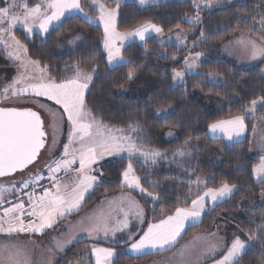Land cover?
<instances>
[{
  "label": "trees",
  "instance_id": "1",
  "mask_svg": "<svg viewBox=\"0 0 264 264\" xmlns=\"http://www.w3.org/2000/svg\"><path fill=\"white\" fill-rule=\"evenodd\" d=\"M108 8H117L114 0H99ZM125 0H118V2ZM130 1V0H126ZM91 0H80L83 11L88 14V20L79 15L64 17L47 34H32L30 37L21 31L15 32V38L28 49L26 55L29 61H41L40 67L50 65L48 75L59 80L72 76L74 65L78 62L84 69L95 68L94 87L87 93L88 107L93 102L102 106L96 110V117L103 125L114 129H127L129 124L142 125L136 133H132L137 144L147 151L167 153V158L159 160L155 165L134 159V172L138 177H147L143 186L153 195H160L159 201H150L137 194L146 211L147 223H158L160 218L174 211V205L187 207L183 201L195 198L204 186L189 187L188 177L184 168L172 163V153L180 148L191 137L190 143L199 145L200 150L190 149L191 158H185L189 168H195L191 177L196 180L203 175H211L214 183L207 187H219L221 183L236 184L239 190L226 202L220 203L210 214L205 212L202 222L186 229L183 239L196 233L211 234L217 223L228 213L237 210L239 204L247 200H256L264 191V183L257 182L252 177V168L258 161L249 156L250 136L253 124L264 117V104H258L254 113H248L250 101L264 96V61L252 69H241L220 58L204 59L198 66V73L186 75L181 85L174 86L173 70L183 69L181 60L184 57V47L175 44H161L148 38L141 43H130L122 49L125 60L134 63L127 66H117L110 70L106 66V56L102 47V29L93 21L97 12L90 5ZM117 2V0H116ZM264 0H244V2L213 11L203 10L200 30L208 39H201L198 47L202 50L214 48L224 43L236 34H244L264 46V34L260 25L261 7ZM116 18V30L120 33L130 32L144 24L155 23L161 26L163 34L176 30H190L193 25L186 22L193 17L196 9L190 0L170 1L161 5L140 7L134 2L119 3ZM255 16V19L253 17ZM246 21V22H244ZM179 22V28L176 24ZM79 37V39H77ZM59 41V43H57ZM69 41H77L75 48L70 49ZM161 55H157V54ZM205 53V52H204ZM207 56H211V53ZM57 69L59 71H57ZM134 72V78H141L142 85L136 96H125L123 90L132 80L126 75ZM214 76L218 83H210L207 77ZM132 85V84H131ZM130 85V86H131ZM211 98V104L221 105L219 111L209 113L197 101V96ZM163 113V116H158ZM245 115V136L239 142L228 143L220 139L213 140L208 135V124L217 120H227L235 116ZM166 132H173L177 137L164 142ZM104 176L92 193L87 197L82 209L103 195H114L125 189L121 184V172L127 166V160L116 158L104 163ZM143 165V166H141ZM198 165V167H197ZM181 177L183 183L168 177ZM159 183L160 187L151 188L150 183ZM171 187H168V186ZM195 190V191H194ZM179 191L177 197L175 193ZM162 194V195H161ZM241 216L239 227L242 232L256 230V225L264 217V208L257 209L253 216L256 224L243 221ZM252 247L240 264H261L264 261V237L259 234L251 241ZM103 246L88 241H80L72 245L58 264H94L91 248ZM115 264H145L154 256L147 255L138 258L131 257L126 247H117Z\"/></svg>",
  "mask_w": 264,
  "mask_h": 264
},
{
  "label": "snow or ice",
  "instance_id": "2",
  "mask_svg": "<svg viewBox=\"0 0 264 264\" xmlns=\"http://www.w3.org/2000/svg\"><path fill=\"white\" fill-rule=\"evenodd\" d=\"M147 0H139L140 4H145ZM193 7L199 9L198 0H192ZM94 9L99 11V21L104 28V49L107 54V65L110 70H114L115 66L132 65V60H125L122 54V42L129 38L135 37L140 41H145L148 33H154L157 36L163 34L164 29L155 24L148 23L128 33H118L116 31V18L119 2L117 0V8H106L99 0H91ZM261 12V31L264 34V4L260 5ZM22 9L21 12L14 11ZM43 8V11H42ZM78 12L85 18L88 14L83 11L80 0H47L46 5L29 6L27 3H17L12 0L8 3L4 0V6L0 7V40L4 36H8L14 43L17 54L10 59L20 61L21 67H26L30 63L32 67L39 68L41 61H25L21 60L20 50L27 55L28 49L15 40L13 29L16 25H22L24 30L31 33L32 27L38 25L41 33L47 34L50 26L55 22H60L65 13ZM255 19V16L253 17ZM200 16L197 12L195 21L188 20V23L199 22ZM246 22V21H244ZM179 22L176 27L179 28ZM79 39V37H77ZM180 40V37L177 36ZM201 39H208L204 32H201ZM119 42V43H118ZM163 44V41H160ZM59 43V41L57 42ZM72 43V41H69ZM7 47V45H6ZM161 55V54H157ZM202 53H196L194 61L185 60L186 71L191 72L199 65L196 61L201 59ZM257 56H264V47L256 48L253 44L252 59ZM72 76H65L59 80L48 75L50 65H44L40 71V76L26 77L22 75L19 79L13 78L12 85L3 89L2 95L8 98L9 95L44 97L46 100L53 102L63 110L62 117H66L68 126L67 143L63 144L62 150L59 145L62 141L53 137L52 148L49 150L51 154L59 152L58 156L47 164L46 171L48 175L45 177L43 171L34 174L28 179L13 183L7 187H0V207L3 208V216L0 217V233L5 236L20 235L21 233L43 234L46 229L55 228L58 221L70 215L74 210L80 207V202L84 199L85 194L98 183L102 182L104 176V161L109 158H120L123 160L124 154H127V166L121 172V184L129 189L137 190L142 198H149L150 201H159L160 195H153L149 192L143 183L147 182V177H138L134 172V159H142L145 162L150 161L155 165L159 160L166 159L167 153L159 151H147L137 145L133 139L132 133H136L142 125L138 122L129 124L127 129H114L103 125L102 120H98L95 113L103 108L98 102H93V107H88V95L94 87V79L96 69H84L81 63L73 66ZM57 71H59L57 69ZM185 72L173 70V85L184 82ZM128 80L134 78V72L129 71L126 75ZM36 79L35 83L28 82ZM209 81H215L212 76L207 77ZM23 83V87L18 85ZM251 108L249 113H254L258 104H264V96L258 97L250 101ZM55 115V113H53ZM163 116V113H158ZM245 115L235 116L228 120H217L208 124V133L211 139H220L227 141L230 146L236 138L240 137L245 128ZM54 131H56L54 129ZM138 135V133H136ZM169 136L172 133H168ZM46 131L44 122L40 115L30 109H17L15 107H0V177L13 176L16 173H24L29 170V166H35L42 157V149L46 148L45 144ZM191 137L184 144L176 149L173 155L172 163H176L178 167L184 168V175L188 177L189 187L195 183L204 185L202 191L198 192L195 198L190 200L186 197L183 201L187 207L174 205V211L164 215L159 219L158 223H148L146 230L141 229L142 235H132L124 243L128 247V251L137 256L148 254L149 250L164 251L172 247L178 238H181L185 230L186 223L191 222L195 226L197 222H202V214L211 213L216 207L226 202L239 190L236 184L221 183L219 187H207L208 183H214L211 178L201 180L199 177L192 180L195 174V168H189L185 164V158H191L190 149L200 150V146L190 143ZM238 142V141H237ZM264 148V145H262ZM51 158V156H50ZM74 165H78L73 167ZM143 166V165H141ZM198 167V165H197ZM76 173L71 192L68 191V184H61L60 173L68 176L70 173ZM252 177L259 183H264V157L260 163L252 168ZM176 179L183 183L181 177H168ZM49 181L47 185L44 180ZM149 187L155 189L160 187L159 183H150ZM168 187H171L170 185ZM19 189V196L15 202L5 201L3 197L4 191L12 190L15 195V189ZM25 190H30L26 192ZM28 195L25 202L22 197ZM162 195V194H161ZM179 196V191L175 193ZM264 197V192L261 193ZM8 203L9 207H3L4 203ZM211 205V207H209ZM135 207L136 215L145 222L144 210L139 208L135 202L129 200V208L126 210L123 204L116 209L117 213L124 215L121 221L119 215L116 217L115 223L111 220V214L105 217L97 218L92 226L87 229L89 237L93 233L103 232L107 237L109 232L113 238L117 232H123L128 227L127 217L129 211ZM249 223L256 224V221L250 220ZM239 228V223H236ZM264 237V217L256 225V230H250L247 233L248 240L256 239L257 235ZM216 233H213L215 236ZM222 245L223 251L219 253V258L215 259V264H240L241 259L246 254V250L253 245L246 244L237 232H233L231 241L227 240L225 235ZM115 242V239H113ZM60 246V245H58ZM219 245H211L210 251L216 252ZM7 245L0 248V252L6 251ZM264 252V249H261ZM21 253H9L3 260L6 264H23L19 259ZM91 255L95 258V264H115L116 252L113 248L92 247ZM13 256L16 259H13ZM264 264V261L261 262Z\"/></svg>",
  "mask_w": 264,
  "mask_h": 264
},
{
  "label": "rangeland",
  "instance_id": "3",
  "mask_svg": "<svg viewBox=\"0 0 264 264\" xmlns=\"http://www.w3.org/2000/svg\"><path fill=\"white\" fill-rule=\"evenodd\" d=\"M170 1H178V0H147V2L145 4H140L139 0H130V1L125 0V1H121L119 3L121 4V3H127V2H134L135 4H137L140 7H147V6L165 4V3L170 2ZM190 1L192 2V0H190ZM7 2L12 3V0H7ZM16 2L17 3H27L29 6H36V5H46L47 0H16ZM114 2L117 5L116 0H114ZM242 2H244V0H198V3L200 4L199 9L195 8L196 9L195 15L193 17L186 19V22H188V20L195 21L197 12L199 13V16H200L199 22L189 23V24L193 25L192 29H190V30H181V29L176 30V31L168 33V34H162L161 36H156L154 39L157 42L163 41L164 44H175V45H180V46L184 47V57L181 60L183 69L180 71L185 72V76L198 73V67L194 68L191 72H187L186 71V65H185L186 59L189 60V62L195 60L196 53H202L201 59L199 61H196V63L198 65L204 59H208V58H211L214 56L216 58L226 60V61L232 63L233 65H235L241 69H252L256 65H258L260 62L264 61V56H257L256 59H252L253 44L255 45L256 48H261L264 46L260 42L254 40V39H252V38H250V37H248L242 33L233 35L228 40H226L224 43H220L217 46H215L214 48L208 47L205 50H202L198 47L199 43L201 42L200 24H201L203 10L213 11V10H216L218 8L228 7V6L239 4ZM99 3H101V2L99 1ZM90 5L93 8L91 2H90ZM3 6H4V0H0V7H3ZM106 8H108V7H106ZM109 9H116V7L109 8ZM94 10L97 12V17L93 21H90V22H94L95 24H97L102 29V32H103L102 47H103V50H104V53L106 56V66L108 69H110L109 66L107 65V54H106L105 49H104V38H105L104 37V28L98 19L99 11L96 9H94ZM14 11L21 12L22 9L17 8ZM42 11H43V8H42ZM77 13L78 12H71V13H68L67 16L79 15L82 18H84L85 20L89 21L88 17L85 18L80 13H78V14ZM67 16H65V17H67ZM57 23L58 22H55V25ZM55 25L54 24L51 25L50 29L52 27H54ZM16 31H21L27 37H30L32 34H36V33L41 34V35L44 34V33L40 32L38 25L33 26L31 33H28L24 30L22 25L18 24L13 29L12 34L14 35V37H15ZM118 33H120V32H118ZM125 33H128V32H125ZM177 36L180 37V40L177 39ZM15 40H16V38H15ZM127 40H128V38L122 42V49L125 46L129 45V43H127L128 42ZM6 45H7V47H6ZM69 45H70V49L75 48L77 45V41H73ZM204 52L207 53L208 55L211 53V56L210 57L207 56ZM16 54H17V50H16V47H15L14 43L12 42V40L8 36H4L3 40H0V107H15V108L21 109V110L30 109L32 111L37 112L40 115L42 121L44 122L46 136H47V144H46V148L42 151V153H43L42 157L39 159V161L36 163L35 166H31L29 168V170H26L22 174H17L12 178L0 180V185H4V183H10V184L18 183L21 180L28 179V178L32 177L34 174L40 172V170H41L40 167L42 166V164H44L48 161H50V163H51L52 159H54L55 156L59 155V152H57L55 154H51L49 151L52 148V141H53L54 136L56 137L57 140L62 141V143L59 145V148L61 150L63 148V144L68 142L67 141L68 126L66 123V117H62L63 110L60 109L59 106L55 105L51 101L46 100V98H44V97H35L32 95L13 97V96L9 95L8 98H5L2 95L3 89L5 87L12 85L13 78L19 79L22 75L29 77V78H31V77L38 78L40 76V71L42 69L41 67L34 68L31 66L30 63H27L26 67H21L20 61L10 59V57H12ZM19 55L21 56V60H25L26 62L29 61L27 59L26 55L23 53L22 49L20 50ZM117 66H119V65H117ZM117 66H115V67H117ZM262 74L264 75V68L262 70ZM185 76H184V79H185ZM212 77H214V76H212ZM214 78H215L214 82L213 81H209V82L217 84L218 80L216 77H214ZM140 79H141L140 77L139 78H137V77L133 78V80L131 82L132 85L130 84L131 86L129 85L128 87H126L122 91L123 94L125 96H128V97L136 96L138 89L142 85V83L140 82ZM28 82L35 83L36 79H31ZM181 84L182 83H179L175 86H178ZM23 86H24L23 83L18 85V87H23ZM210 99H211L210 97L204 98L200 95L197 96V101L200 104V106L202 108L206 109L209 113H215V112L219 111L221 108V105L211 104ZM53 113H55V115H53ZM261 119H259L258 121H256L253 124L252 132L255 128L254 134H253V144H254V147L258 150L257 154L258 155L261 154L263 157L264 156V148L263 149L257 148V146H259L260 143L264 142V120H263V122L259 123V121H262ZM54 129L56 131H54ZM245 131H246V128H244V131L241 133L240 137L236 138V141H234V142H237V141L239 142V141L243 140L244 136H245ZM252 132H251V135H252ZM168 133H172V135L169 136ZM208 135L211 138V134L208 133ZM241 136H242V138H241ZM176 137H177V135L175 133L166 132L163 136V140H164V142H169V141L174 140ZM250 139H251V136H250ZM225 143H228V142L225 141ZM138 147L142 148L139 145H138ZM50 156H51V158H50ZM123 159L127 160V154L126 153L124 154ZM113 160H114L113 158H109L107 161H104L103 163L110 162ZM143 162H145V161L143 160ZM145 163L152 164L150 161L145 162ZM199 178L201 180H205V178H211V175H203V176H199ZM73 182H65L64 183V184L69 185V188H68L69 192H71ZM193 184L196 187H200V188L202 186H204L203 184H201V185H197L195 183H193ZM93 190H94V188L90 189L85 194L84 199L80 202V207L77 210H74L71 214H76L79 212L86 196L89 195L90 193H92ZM248 203L249 204H246V206L251 205L252 200L248 201ZM108 204H109V197L104 196L103 199H101L99 201L98 207L94 208L95 213H96V211H100V210L105 209L106 208L105 205L108 206ZM240 204H239V207L242 206ZM243 205H245L244 202H243ZM209 207H211V205H209ZM239 207L237 206V210L235 212L228 213L227 215H225V217H223L217 223L215 230L211 234H203V233L194 234L195 238H193V239H195V240L193 243H191V244H189V246H187V249H196L197 251L203 249L205 251H208L209 252V256H208L209 258L206 261H204V262H206L204 264H215V259H218L219 253L224 250L222 247V245L224 243L223 238L226 235L227 240L230 242L234 231L240 235L241 239L244 240L246 242V244H249V245L251 244V241L248 240L247 233L242 232L240 227L239 228L236 227V223L241 224V222H242L238 218V211L242 212L243 210H239ZM202 216H203V214H202ZM84 217L85 216L83 214L82 215L78 214L76 217H74L72 219L70 218V220L66 223L63 222L64 221V218H63L60 220L61 223L60 222L57 223L55 230L62 232V234H63L62 238L64 241L78 243V242H80V240H78V237L76 235L77 233L74 232V229H75L76 222L80 219L81 220L84 219ZM201 219H202V217H201ZM248 220H250V219H248ZM199 223L200 222H197L195 225H197ZM190 227H192V226H190ZM213 233H216V235L213 236ZM183 240L184 239H182V241ZM213 244L220 246L217 248V251L215 253L210 251V246ZM38 246L40 247L41 245L38 243ZM39 247H37V252H36L38 257L39 258H45L46 253L43 251V248H41V247L39 248Z\"/></svg>",
  "mask_w": 264,
  "mask_h": 264
},
{
  "label": "crops",
  "instance_id": "4",
  "mask_svg": "<svg viewBox=\"0 0 264 264\" xmlns=\"http://www.w3.org/2000/svg\"><path fill=\"white\" fill-rule=\"evenodd\" d=\"M68 13H65V16H67ZM78 14V13H77ZM64 16V17H65ZM62 17V19L64 18ZM61 19V20H62ZM55 25V23H54ZM146 25V24H144ZM143 26V25H142ZM141 27V26H140ZM138 27V28H140ZM137 29V28H136ZM135 30V29H134ZM133 31V30H132ZM131 32V31H130ZM157 35L154 33H148L146 36V39L152 38L154 39ZM127 43H141L138 38L129 37ZM161 43V42H159ZM164 44V43H163ZM124 47V46H123ZM262 121H259V123L263 122L264 118L261 119ZM258 123V122H257ZM255 130V128H254ZM254 130L251 135L250 139V147H249V156L258 161V164L260 163L262 155L257 154V149L254 147L253 144V134ZM244 135V134H243ZM242 138V136H241ZM225 142V141H224ZM234 143V142H232ZM262 145L263 143H260L257 148L263 149ZM264 157V156H263ZM50 161L42 164L40 167V172L43 171L45 177L48 175L46 171V166L49 164ZM75 176L73 175L67 180H60V183L63 185L65 182H73L75 181ZM13 184V183H12ZM10 183H4V185H0V187H7L10 186ZM125 189L118 192L114 195H101L97 200L90 203L87 208L82 209L87 197L90 195H87L85 200L83 201L82 207L80 208L79 212L76 214L68 215L64 218V223L68 222L70 218L76 217L78 214H83L85 217L84 219H80L76 222L74 232L77 233L78 240L80 241H88L94 244H102L103 246H100L99 248H117V247H126L127 253L133 257L138 258L142 256L147 255H159L154 256L152 260L147 262L146 264H204L209 257V252L205 251L203 249L197 251L196 249H187V246L189 244L193 243L195 239V235L183 239L185 231L187 228L192 226L191 222L186 223L185 230L182 233L181 238H178V241L169 249L160 251V250H149L148 254L146 255H140L137 256L136 254H132L128 251L127 245L124 243L129 237V234H132L134 236L136 235H142L141 229L146 230L147 228V221H146V211L140 200L138 199L137 194H140L139 191L129 189L126 186H123ZM19 191V189H15V194ZM264 192V191H262ZM259 194L258 198L256 200H252V204L249 206H246V204H249L248 201H244L240 204L242 205L239 207V210H243L242 212L239 211L245 219H252L250 216H253V213L255 211L261 208H264V197H262L261 193ZM14 196V192L12 190L4 191L3 197L4 200L7 201L10 197ZM104 196L109 197V204L108 206L105 205V209L96 211L94 208L98 207V203L101 199H103ZM28 200V199H27ZM129 200L132 202H135L136 205H138L139 208L144 210V217L145 222H141V220L136 215V209L135 207L132 208L131 211H129L128 217H127V224L128 227L124 229L123 232H117L115 234V238H113V235L111 232H109L108 236L105 237L103 232L100 233H93L92 237H89L87 229H89L92 224L96 221L97 218L105 217L108 214H111V220L113 223L116 221L117 215H119V218L121 221L124 220V215L122 213H117L116 209L120 207L121 204H123L124 208L127 210L129 208ZM27 202V201H26ZM3 214H0V217H2ZM241 220V216L238 217ZM66 219V220H65ZM91 219V220H90ZM58 222L61 223L59 220ZM56 228V227H55ZM55 228H49L44 231L43 234H29V233H21L20 235L13 234L12 236H5L3 233H0V248H3L4 245H7V250L0 252V264H6V262L3 260V257H6L9 253H15L19 251L21 253L19 259L23 262V264H58L59 260L64 257L66 251L74 244L75 242H66L62 238V232H59L55 230ZM113 239H115V242H113ZM182 241V242H181ZM78 242V241H77ZM38 243L41 245L40 247L43 248V251L46 253L45 258H39L37 255V247ZM74 243V244H73ZM36 245V246H35ZM60 245V246H58ZM39 247V248H40ZM97 247V246H94ZM186 248V249H185ZM115 251V250H114ZM94 264H95V258L92 256ZM13 259H16L15 256H13Z\"/></svg>",
  "mask_w": 264,
  "mask_h": 264
},
{
  "label": "built area",
  "instance_id": "5",
  "mask_svg": "<svg viewBox=\"0 0 264 264\" xmlns=\"http://www.w3.org/2000/svg\"><path fill=\"white\" fill-rule=\"evenodd\" d=\"M76 166H78V165H74L73 167H76ZM75 174H76V173L72 172V173H70L68 176H65L64 173H60L59 175H60V177H61V180H67V179H69L70 177H72V176L75 175ZM43 183H44L45 185H47V184L49 183V181H47V180L45 179V180L43 181ZM25 191H26V192H29L30 190H25ZM18 196H19V192H18L15 196L9 198L7 201L11 200V201L15 202V200L18 198ZM22 199L26 202L27 199H28V195H27V194L23 195ZM9 206H10V205H9L8 203H6V202H5L4 205H3V207H9ZM0 214H3V208H2V207H0Z\"/></svg>",
  "mask_w": 264,
  "mask_h": 264
},
{
  "label": "water",
  "instance_id": "6",
  "mask_svg": "<svg viewBox=\"0 0 264 264\" xmlns=\"http://www.w3.org/2000/svg\"><path fill=\"white\" fill-rule=\"evenodd\" d=\"M42 120V119H41ZM45 144H47V136H46V138H45ZM44 149H42L41 151H43ZM31 166H29V168H30ZM17 174H21V173H16V174H14L13 176H8V177H0V180H3V179H7V178H12V177H14L15 175H17Z\"/></svg>",
  "mask_w": 264,
  "mask_h": 264
}]
</instances>
